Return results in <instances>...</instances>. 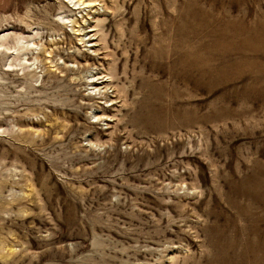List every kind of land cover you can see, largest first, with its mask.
I'll list each match as a JSON object with an SVG mask.
<instances>
[{"label": "rangeland", "instance_id": "rangeland-1", "mask_svg": "<svg viewBox=\"0 0 264 264\" xmlns=\"http://www.w3.org/2000/svg\"><path fill=\"white\" fill-rule=\"evenodd\" d=\"M79 1L0 0V264H264V0Z\"/></svg>", "mask_w": 264, "mask_h": 264}, {"label": "bare ground", "instance_id": "bare-ground-1", "mask_svg": "<svg viewBox=\"0 0 264 264\" xmlns=\"http://www.w3.org/2000/svg\"><path fill=\"white\" fill-rule=\"evenodd\" d=\"M73 2L74 3H72V1L70 0V2L69 3H71L72 4V6H71V8L72 9H79L80 7H83V2L82 1H79V0H73ZM89 5H92V4H89ZM88 6V5H87ZM93 10V9H92ZM223 29V28H222ZM221 30V29H220ZM263 31V30H262ZM36 33V32H35ZM20 34V33H19ZM33 34V33H32ZM37 35V34H36ZM35 35V36H36ZM241 35V34H240ZM234 36V35H233ZM6 37H7V34H4V35H2L1 37H0V51H5V49H8V48H5V47H3L2 46V44H3V42H2V40H5L6 39ZM19 38H21L20 36H18ZM36 37H38V36H36ZM243 38V37H242ZM25 39V38H24ZM30 39V38H29ZM35 39V38H34ZM224 40V39H223ZM17 44L15 45V49H13L12 51H9V50H7L6 52H9V54H10V56L11 57H13L14 59H16L17 58V56H18V52H21V51H24L23 52V56H22V58H20V59H23V61H25L24 59L26 58V54L28 55V54H34V53H40V49H38L37 51H36V49H37V47L36 46H34L33 45V42H32V39H30L28 42H25L24 41V43L23 42H21L20 41V39L18 40L17 39ZM5 43V42H4ZM218 43V42H217ZM262 44V43H261ZM262 50V49H261ZM41 51H43L42 53H45V50H41ZM2 53V52H1ZM20 55V54H19ZM22 55V54H21ZM264 56V55H263ZM256 59V58H255ZM17 60V59H16ZM19 60V59H18ZM17 60V61H18ZM16 61V62H17ZM19 61H21V60H19ZM21 64V63H20ZM104 77V76H103ZM249 85V84H248ZM105 87V86H104ZM252 87V86H251ZM254 89V88H253ZM110 101V100H109ZM155 107V106H154ZM150 113V112H149ZM103 117V116H102ZM263 243H264V241H262ZM262 250V249H261ZM254 251V250H253ZM254 253H256V251L254 252ZM257 254V253H256ZM252 257H255V256H252ZM264 259V258H263Z\"/></svg>", "mask_w": 264, "mask_h": 264}]
</instances>
